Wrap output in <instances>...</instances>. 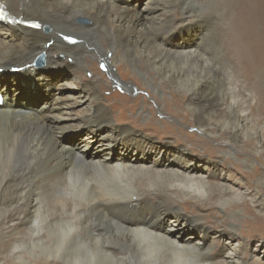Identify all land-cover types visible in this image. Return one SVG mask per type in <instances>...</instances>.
Instances as JSON below:
<instances>
[{
	"label": "bare ground",
	"instance_id": "obj_1",
	"mask_svg": "<svg viewBox=\"0 0 264 264\" xmlns=\"http://www.w3.org/2000/svg\"><path fill=\"white\" fill-rule=\"evenodd\" d=\"M200 1L181 7V0H149L138 9L120 0H0L11 19L0 25V161L14 158V177L0 183V192L13 198L0 205H14L6 218L14 237L57 241L67 264H247L239 241L218 253L205 248V239L211 230L219 241L228 230L250 238L264 222L243 192L201 171L209 164L215 171L228 167L224 156L248 167L239 154L249 137L264 152V13H258L259 0H220L228 16L221 34L205 13H196ZM177 9L183 10L179 18ZM83 18L89 23L80 25ZM194 25L202 31L189 42L182 29L190 35ZM39 56L44 69L22 71L37 66ZM99 58L108 87L132 94L130 79L150 100L135 99L139 109L111 103L98 73L90 75ZM55 67L70 70L80 85L51 83L47 73ZM11 70L31 75L39 90L57 92L49 103L25 110L16 79L5 77ZM67 88L81 93H64ZM136 111L137 118L130 116ZM189 122L201 134L197 140L183 130ZM79 130L81 141L69 144L66 135ZM217 140L220 148L211 145ZM174 144L177 153L165 149ZM217 154L223 157L212 161ZM230 201L244 208L241 232L237 213L224 208ZM191 230L202 240L188 236Z\"/></svg>",
	"mask_w": 264,
	"mask_h": 264
},
{
	"label": "rangeland",
	"instance_id": "obj_2",
	"mask_svg": "<svg viewBox=\"0 0 264 264\" xmlns=\"http://www.w3.org/2000/svg\"><path fill=\"white\" fill-rule=\"evenodd\" d=\"M120 1L121 3L137 4L138 9H142L145 7L147 1L149 0H120ZM201 1H200L201 7L197 6L196 4L194 5L195 7L194 9H197L196 13H205L206 14L205 16L207 18L214 21V25L221 34L222 32L223 34L226 33L227 29L224 28V26L227 24L226 20L228 19L227 14H225L226 6L224 4L226 3L225 2L220 3V0H215V1L201 0ZM218 2L222 4V6H220V8L215 9L216 4ZM263 2L264 0L258 1L257 4L259 6L258 13H264ZM184 4H185V0H181L180 6L182 7ZM182 12H183L182 9H177L175 12L177 13L176 17L179 18L182 15L181 14ZM216 15L219 17H217ZM212 16L214 18H212ZM220 16H222V19L220 18ZM218 18H220V20ZM78 23L80 25H86L89 22L87 19L83 18V19H79ZM193 29L194 31L190 35L187 34L189 30L182 29V34L187 39H189V42L198 41L199 37L197 38L195 34H199L202 31L201 26L199 25H194L192 30ZM40 32H39L40 34L48 36L45 34V31H40ZM179 36H180L179 34H174L172 38H175L176 42H181L182 40L180 39ZM102 61L103 60H101L100 58L97 60V62L93 61L97 64V69H96L97 71L94 72L92 71L90 75L93 76L95 72L98 73L97 78L103 81L102 90L104 92V96L109 98L111 100V103H121L122 101H124L123 103H125L127 107L134 105L133 107L139 109L140 106H142V102L141 100L135 101V99H139L141 97L142 99H147L148 101L150 100L149 93L143 91L141 85L138 82L130 79L128 80V82L132 84L136 89V91H134V93L132 94L125 93L124 91H122V89L116 86L108 87L106 83L110 80V78ZM36 65L37 66H33L31 68H27L22 71L27 72L30 69H38L39 71H41L46 66L44 57L39 56L36 60ZM101 65L103 67H101ZM22 71L16 72L14 70L13 71L11 70L8 72H4L7 80L16 79L14 80L16 83L15 85L16 89L20 90V93L18 94L17 97L19 106H21L25 110H32L33 108L39 107V105H42L45 102L49 103L50 101L47 100V98H49L48 95L57 92L56 88H52V90L51 89L46 90V88H41L39 90L36 88L37 87L36 84H32V82H30L31 75H27L26 77L24 76L19 77L18 75L14 76L15 74L20 73ZM47 75L49 76L51 83L59 82L60 85L63 83H72L74 84V86L80 85L79 80L75 79V76L70 72V70L66 68L55 67L53 69H50ZM103 75H105L106 77L101 78ZM27 78L29 79L28 81L26 80ZM62 91L64 93H67L68 91L74 94L81 93L80 90L72 89V88L62 89ZM4 92L5 91H3V93ZM163 97H161L160 99L162 100L165 98L166 100L169 101L171 99V95H166L164 98ZM130 100H134V103L131 104L129 102ZM152 107L156 109V106L152 105ZM261 114L264 116L263 113ZM130 116L137 118L139 116V111H136L133 115L130 114ZM158 118L160 121H167L169 123H173V119H171L167 115H159ZM115 121L119 123H123V125L121 124L120 126H126V127L128 126L127 125L128 122L126 120H115ZM145 122L146 121L142 120L141 124H145ZM259 125L261 128H264V121H260ZM110 130L111 129L108 128L104 132L102 131L103 133L100 134H105ZM183 130L187 134L196 135V138L194 137L195 140L201 137V134L197 131L196 128H193V124L191 122H189V125H187V127H185ZM77 132L74 131L66 135V136L69 135L68 136L69 139H67L69 144L76 145L81 141L82 131L79 130ZM260 136L263 138V142H264V129H262V131L260 130ZM222 144H223L222 142L217 140L216 143H213L211 145L214 148H220ZM77 148L78 147L74 146V149ZM177 148H178L177 145L174 144L173 147L167 146L165 149H169L172 150L173 153H177L178 152ZM258 149L259 148L257 144L254 143V141H252L251 138L249 137L248 139L245 140V144L240 152L241 155L239 154L240 158H242L243 160H249L248 167L245 163L237 161V159L234 158L235 156L231 158L224 156L225 159L230 160L228 162L229 164L228 167L221 165V168L215 171L212 165L209 164L208 165L209 168L201 171V174L204 175L205 178H208L209 181L217 182L224 187L235 188L243 192L247 196V201H248L247 205L249 209L250 208L253 209L254 214L260 217L262 222H264V213H263L264 212V152H260L261 150ZM199 150L203 151L201 150V148ZM222 155L223 154L221 155L217 154L215 157L212 158V161L218 160L219 158L223 157ZM191 159H198V153H192ZM19 162H24V159L20 160ZM0 163H1L0 164V176H1L0 183H1L4 180V178H8L11 176L14 177V158H12V161L6 160V161H0ZM12 198H13V194L0 192V202L5 200V202L8 203V201L11 200ZM210 203H213V201H211ZM224 208L226 211L229 209V211L231 212L234 211V213L235 212L237 213L236 219L241 224V228H240V232H241V229H243L242 227L243 222L247 218L246 214L244 213L245 212L244 208L240 205H236L235 201L227 202ZM217 211L219 213V216L223 217V213H221L218 209ZM206 213L208 212L206 211ZM13 214H14L13 204L5 206L4 208L3 206L0 205V264H67L65 263L66 261L62 259L64 258L63 253L61 254L58 253L57 241L32 240L30 238L28 239L24 237L22 238L14 237V228L10 227V225L7 223L6 220L7 217ZM172 219L173 216L169 215L166 220H168L169 222ZM130 225L134 226L135 222H131ZM244 230H246V228ZM258 230L260 229L258 228ZM260 231H262L260 234H257L258 232L255 231V236H250V238H248L247 236L246 237L236 236L234 233H231L228 230L227 234H225L222 240L219 241L218 238L216 237L218 233L214 230H211L209 232L208 238L205 239V246H206L205 248H209V249L213 248V251L218 253L225 252L227 249L234 248L239 241L241 244H243L244 260L247 264H255L256 262L264 264V229L263 230L261 229ZM194 233L199 237L200 240H202V238H200V234L192 230L191 232L188 233V236H192ZM54 256L56 258H54Z\"/></svg>",
	"mask_w": 264,
	"mask_h": 264
},
{
	"label": "snow or ice",
	"instance_id": "obj_3",
	"mask_svg": "<svg viewBox=\"0 0 264 264\" xmlns=\"http://www.w3.org/2000/svg\"><path fill=\"white\" fill-rule=\"evenodd\" d=\"M6 19H7V14L3 12L2 9H0V20H6ZM9 22L11 23V21ZM28 26L34 29H38L40 27L39 24H29ZM64 39L67 40L69 43H75V41L70 36H65Z\"/></svg>",
	"mask_w": 264,
	"mask_h": 264
}]
</instances>
